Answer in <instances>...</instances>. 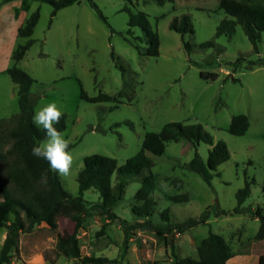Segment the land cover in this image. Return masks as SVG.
Returning <instances> with one entry per match:
<instances>
[{
	"label": "rangeland",
	"instance_id": "1",
	"mask_svg": "<svg viewBox=\"0 0 264 264\" xmlns=\"http://www.w3.org/2000/svg\"><path fill=\"white\" fill-rule=\"evenodd\" d=\"M92 1L104 19L86 0L59 10L54 17L45 3L30 2L29 10L17 17L14 12L20 2L0 5V120L19 113L17 87L6 73L16 66L33 80L30 98L34 113L55 102L65 115L61 133L70 142L74 163L70 175L56 174L71 196L78 195L76 177L86 156L113 158L120 167L141 150L146 133L158 132L172 122L201 125L214 144H226L229 159L216 168L207 184L186 165L195 153L205 162L210 145L199 143L194 148L180 139L167 143L160 156L149 154L150 172L156 177L150 217H136L131 211L141 204L134 196L149 171L123 177L113 173L112 186L120 179L125 183L121 199L112 208L119 219H148L161 227L172 226L161 236L148 227L132 230L122 264H170L173 253L196 259L198 243L210 233L223 237L233 253L247 250L241 257L234 255L229 264H264V240L254 239L259 228L254 212L259 208L264 215V32L260 33L258 53L239 24H235L230 39L216 37L219 22L229 18L217 0H165L162 5L154 0ZM253 1L264 6V0ZM36 10L39 16L29 37L31 46L15 62L13 52L27 40L16 31ZM137 12L145 13L157 33L156 57L134 49L133 45L140 51L147 47L141 28L134 27L132 35L126 34L129 15ZM182 15L190 18L193 27V33L183 39L169 29L171 21ZM205 42H212V46L201 47ZM239 57L244 58L242 67L249 61L257 64L252 69L236 70L226 65ZM81 90L88 97L106 94L114 99L90 103L81 99ZM235 115L249 120L244 135L227 132ZM245 183L250 193L242 213L235 214V194ZM179 195H186L187 201L171 200ZM83 199L98 203L100 196L90 189L83 193ZM205 210L211 213L206 224L181 232L173 226L198 218ZM218 211L225 214L215 216ZM162 213L167 214V221ZM71 214L72 209L65 207L56 229L41 223L20 234L11 251V264H79L78 259L56 252L57 241H66L73 232ZM5 235V229L0 230V249ZM77 239L81 257L113 259L123 246L124 230L118 221L107 222L98 209L91 208L81 221Z\"/></svg>",
	"mask_w": 264,
	"mask_h": 264
},
{
	"label": "trees",
	"instance_id": "2",
	"mask_svg": "<svg viewBox=\"0 0 264 264\" xmlns=\"http://www.w3.org/2000/svg\"><path fill=\"white\" fill-rule=\"evenodd\" d=\"M20 2L19 8L14 12L17 17L20 12L29 10V3L36 1L48 4L51 7V17L66 7L73 5L78 0H0V5L4 2ZM90 6L103 18L100 11L92 0H86ZM165 0H154L157 5H162ZM219 9L229 18L219 22L215 30V36H225L230 39L234 33L235 24L242 27L243 33L250 42L252 50L258 53V42L260 33L264 32V6L255 3L253 0H243L235 2L232 0H217ZM38 10L34 11L20 26L16 33L20 38L27 39L23 45H19L12 54L15 62L21 60L25 51L31 46L29 39L33 28L38 20ZM104 19V18H103ZM127 35H132V28L139 27L144 32L147 47L140 51L137 45L134 49L139 53L151 57L158 56L159 40L157 33L152 30L145 13L137 12L129 15ZM169 29L179 34L183 39L184 35L192 34L193 27L190 18L182 15L174 18L169 24ZM185 50L189 51L188 43H183ZM212 46V42H205L201 47ZM244 58L239 57L234 62L226 63L234 70L239 68L252 69L257 63L248 62L247 66L242 65ZM261 64V63H260ZM7 75L17 87V101L19 113L9 119L0 120V230L5 229L6 235L0 249V264H11V251L18 243L20 234L29 233L34 226L44 223L48 228H57V219L62 214L65 207L72 209L70 219L75 223L73 232L66 241L59 239L56 244V252L69 258L78 259L79 264H122L128 244L129 234L132 230L148 227L157 236L169 233L170 225L161 227L153 224L148 219L143 222H127L119 219L112 208L121 199L124 193L125 183L120 179L114 186L111 185V178L114 172L120 177L136 176L143 169L148 170V174L142 179L140 188L135 193L134 198L140 201V205L132 207L131 211L136 217H150L154 210V202L150 194L155 187L156 177L150 172L152 161L149 154L160 156L164 153L167 143L177 142L180 139L187 140L194 148L199 143L211 146L207 160L204 162L196 153L186 168L196 173L200 178L210 184L213 172L216 168L229 159V152L223 141L215 144L212 137L203 130L199 124L185 125L182 123H167L158 132H148L145 134L141 150L133 157L127 159L125 163L118 167L113 158L91 155L83 158V166L79 171L76 182L78 185V195L71 196L62 187L57 174L49 169L48 163L31 154L34 145L45 139V132L42 128L36 127L32 122L34 115L33 101L30 98V88L33 84L31 77L23 70L13 66L6 70ZM212 75L211 77H213ZM81 99L90 102H108L114 98L99 94L96 97H88L82 90ZM14 122L11 128L5 125ZM55 127L61 132L65 128V115ZM249 128V120L245 115H235L231 118L227 132L233 136L244 135ZM7 145L4 148V145ZM70 147V146H69ZM44 176V179H42ZM95 190L99 193L98 203H87L83 199V193L87 190ZM264 191V186L262 187ZM249 184L235 194L236 206L233 210L235 214L242 213V204L249 196ZM174 202L187 201L186 195L171 197ZM91 208L98 209L99 213L107 222L118 221L124 230L123 246L119 255L113 259L102 257H81L77 231L81 226V221L89 213ZM210 212L205 210L198 218H190L182 223L173 225L178 232L191 229L198 225L207 223ZM224 211H218L214 215H224ZM254 215L259 220V228L254 237L255 240H264V215L257 208ZM162 218L167 221L168 216L162 213ZM103 229V227H102ZM197 258H179L174 253L170 264H227L234 255H246L247 250L233 253L228 243L223 237L216 234H208L196 247Z\"/></svg>",
	"mask_w": 264,
	"mask_h": 264
},
{
	"label": "clouds",
	"instance_id": "3",
	"mask_svg": "<svg viewBox=\"0 0 264 264\" xmlns=\"http://www.w3.org/2000/svg\"><path fill=\"white\" fill-rule=\"evenodd\" d=\"M62 116L63 113L55 102L47 103L34 113L32 122L44 130L45 139L33 146L31 154L45 160L51 171L68 176L71 174L74 157L69 151V140L55 127Z\"/></svg>",
	"mask_w": 264,
	"mask_h": 264
},
{
	"label": "crops",
	"instance_id": "4",
	"mask_svg": "<svg viewBox=\"0 0 264 264\" xmlns=\"http://www.w3.org/2000/svg\"><path fill=\"white\" fill-rule=\"evenodd\" d=\"M20 6V5H19ZM21 13V12H20ZM20 13L18 14V16L20 15ZM238 257H241L240 255H238ZM227 264H229V260H228V262H227Z\"/></svg>",
	"mask_w": 264,
	"mask_h": 264
}]
</instances>
